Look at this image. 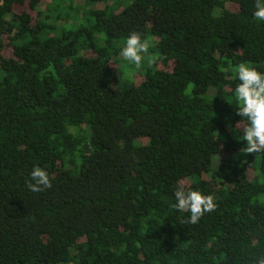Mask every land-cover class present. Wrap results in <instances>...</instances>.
Returning <instances> with one entry per match:
<instances>
[{
	"label": "trees",
	"instance_id": "1",
	"mask_svg": "<svg viewBox=\"0 0 264 264\" xmlns=\"http://www.w3.org/2000/svg\"><path fill=\"white\" fill-rule=\"evenodd\" d=\"M68 1L59 25L57 1L0 0V264H260L264 149L234 96L240 63L264 72L256 0ZM181 187L213 199L195 224Z\"/></svg>",
	"mask_w": 264,
	"mask_h": 264
},
{
	"label": "clouds",
	"instance_id": "2",
	"mask_svg": "<svg viewBox=\"0 0 264 264\" xmlns=\"http://www.w3.org/2000/svg\"><path fill=\"white\" fill-rule=\"evenodd\" d=\"M253 17L264 22V0H256ZM149 55L147 41H143L138 33H131L125 38L120 49V56L129 65L139 67ZM238 83L234 88V96L239 103L237 114L246 118L247 124L243 127L240 137L245 142L246 152L253 153L264 149V72L240 63L236 67ZM244 147V148H245ZM28 187L33 192H39L52 187V180L48 172L40 166H34L30 173ZM175 205L178 211L187 210L191 213L189 222L195 224L204 212L214 208L210 195L198 190H185L183 187L174 191ZM264 264V259L260 261Z\"/></svg>",
	"mask_w": 264,
	"mask_h": 264
},
{
	"label": "rangeland",
	"instance_id": "3",
	"mask_svg": "<svg viewBox=\"0 0 264 264\" xmlns=\"http://www.w3.org/2000/svg\"><path fill=\"white\" fill-rule=\"evenodd\" d=\"M52 1H57V3L59 2V8H62L60 10V13L62 14L58 24L61 25L62 23H64V21H68V22H72V19L74 18L75 14L77 13L78 15H80L82 13V9L81 10H72L69 8V5L67 2H69L68 0L64 1V0H43V4L41 5V10L45 11L47 10V5L51 4ZM54 4V3H53ZM69 8V10H68ZM67 15H69V17H66Z\"/></svg>",
	"mask_w": 264,
	"mask_h": 264
}]
</instances>
